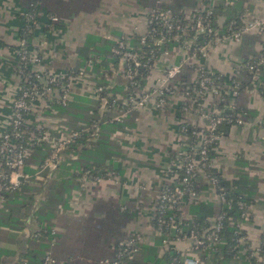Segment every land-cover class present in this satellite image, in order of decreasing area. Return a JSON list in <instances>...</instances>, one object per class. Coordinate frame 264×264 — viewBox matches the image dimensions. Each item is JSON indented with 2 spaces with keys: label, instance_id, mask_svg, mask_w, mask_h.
<instances>
[{
  "label": "crops",
  "instance_id": "1",
  "mask_svg": "<svg viewBox=\"0 0 264 264\" xmlns=\"http://www.w3.org/2000/svg\"><path fill=\"white\" fill-rule=\"evenodd\" d=\"M32 2L36 3L37 32L30 46L40 56L39 67L57 75L79 70L85 73L94 68L89 72L92 75H85L82 80L72 77L75 94L65 111L54 108L39 115L51 135L55 130L73 129L74 122L76 127L81 124L82 120L75 116L87 108L83 100H90V84H98L101 79L108 90L122 91L120 81L111 74L116 67L110 55L112 40L143 34L151 9L158 7L187 15L210 4L217 5L212 0H0V133L6 129L11 100L18 88L15 68L20 16ZM242 6L247 7L244 20L264 18V0H247ZM49 15L56 17L55 23L48 22ZM263 50L264 35L247 32L237 42H216L201 59L180 50L168 51L156 61L148 76L150 84H154L165 69L180 65L178 80L192 83L196 68L203 66L243 86L236 95L226 92V107L249 110L251 118L247 125L230 127L219 138L211 166L225 181L236 179L240 173L255 181L250 220L243 224L252 247L264 234V92L260 95L239 67L242 61ZM89 59L97 60L94 66L86 65ZM180 101L175 97L163 111L140 107L127 113L117 127L110 120L105 122L113 113L102 118L97 111L102 120L98 139L85 143L93 145L92 153L101 161L99 170L103 174L79 169L72 165L76 156L71 160L66 155L55 169L37 172L33 167L40 162L33 155L48 151L45 148L32 153L23 168L26 178H20L16 191L8 193L0 204V264H16L26 255L33 258L32 264L40 263L45 256L51 257L54 264H106L113 258L117 242L133 234L141 236L133 257L135 264H169L160 246L162 237L152 226L157 193L167 183L165 172L170 160L181 150L179 121L202 127V114L211 112L215 103L207 96L201 116H185L177 110ZM33 116H29V122ZM116 133L120 136L113 137ZM94 177L99 180L93 181ZM200 187V202L211 207L210 224L219 212L220 202L203 178ZM29 194L34 195L33 199ZM182 213L184 220L190 218L188 207ZM189 243L176 242L173 246L179 251L189 247ZM198 257L199 264L223 263L220 259L216 262L214 258ZM224 264L250 263L239 252Z\"/></svg>",
  "mask_w": 264,
  "mask_h": 264
},
{
  "label": "built area",
  "instance_id": "2",
  "mask_svg": "<svg viewBox=\"0 0 264 264\" xmlns=\"http://www.w3.org/2000/svg\"><path fill=\"white\" fill-rule=\"evenodd\" d=\"M212 1L213 3L218 2V0ZM224 1L226 4L231 2V0ZM213 7L210 4L202 10H194L187 15L155 7L148 12L147 27L143 34L119 36L112 40L110 55L116 67L112 69L111 74L120 81L122 91L127 92V94L126 97L118 94L112 95L107 93L108 86L101 87L97 84H90L88 98L99 102V115L103 118L105 113H113L114 116L108 121L117 123L127 113L143 106H151L156 110L163 111L172 99L179 97L181 100L179 113L181 115L195 116L199 114L201 116L202 103L207 96L214 99V104L226 101L223 97L226 96V92H222L213 85L209 79L211 76L209 70L203 66L195 70L193 81H196L195 88H190L191 83L178 80L180 65L165 69L154 84H150L148 81L154 64L162 54L168 51L180 50L186 55L201 59L210 46L223 39L237 42L241 35L247 32L264 35V18L246 21L243 14L240 17L239 26L236 27L234 22H230L229 34L223 37L218 36L216 31L211 30L209 26V17L212 15ZM23 20L25 30L31 31L36 27L34 11L24 13ZM47 20L53 24L56 22V17L49 15ZM204 34H212V40L195 47L194 50L198 52L199 57L189 54L187 50L194 45L195 37ZM104 38L111 39L109 36ZM169 41L179 43L158 53V50L165 47ZM143 47H147V50H144ZM16 56L15 71L19 81L17 93L11 100L10 117L6 129L0 133V204L4 202L5 192L15 190L19 185L18 180L26 178L23 174V168L32 153L46 148L48 154L33 169L37 172L53 170L64 155L71 160L75 159L74 154H66L69 146L81 140L94 141L98 139L100 122L92 121L87 125L81 124L79 128L73 130H66L65 128L55 130L56 133L51 135L46 124L39 119V115L43 112L52 111L55 106H66L71 101L75 94L71 80L74 77L80 80L84 79L83 70L57 75L42 69L39 67L40 56L33 48H27L26 43L21 39L17 44ZM254 59H257L256 63L253 62ZM96 62V59H89L86 61V65L91 67ZM256 65L264 66L263 56L258 55L246 59L240 63L239 67L246 74L253 88L256 86L261 73ZM140 69H143L145 73L142 74ZM228 93L236 95V92L229 91ZM233 108L227 107L229 110ZM31 115L33 116V123L32 121L29 122L28 119ZM223 120L219 111L213 107L211 112L202 114V122H204L202 127L191 125L193 128L199 129L196 132H191L193 140L188 146V151L180 150L170 160L165 172L167 183L158 190L152 226L162 237L160 246L163 252H175L169 264H199L198 256L222 258L221 248L225 244L221 235L224 229V214L218 212L210 224L207 221L205 228L184 230L182 211L188 205L201 201V178L214 191L215 180L204 172L207 166L206 152L212 143L215 144V147L213 146L211 150L215 151L220 137L213 134L214 127ZM182 123L185 121H179V124ZM231 123L232 127L244 126L248 124V119L244 115H239ZM184 131L183 126L179 125L178 132L182 139L181 142L185 140ZM114 136L119 137L120 134L116 133ZM92 180L98 181L99 178L94 177ZM219 191L221 193H214L222 204L225 201L222 191L220 189ZM236 206L241 211L238 220H229L227 223L235 243L233 248L243 245L244 251L241 252L248 263L264 264L262 259L264 234L260 237L257 246H250L243 232V224L250 220V205L244 206L237 203ZM182 241H189V247L177 251L174 248L175 243ZM140 242L141 236L139 234H133L117 242L114 247L113 258L106 264H132ZM54 262L51 257L45 256L42 264H54ZM18 264L26 263L21 261Z\"/></svg>",
  "mask_w": 264,
  "mask_h": 264
},
{
  "label": "trees",
  "instance_id": "3",
  "mask_svg": "<svg viewBox=\"0 0 264 264\" xmlns=\"http://www.w3.org/2000/svg\"><path fill=\"white\" fill-rule=\"evenodd\" d=\"M240 2V3H239ZM247 2V0H231L230 4H225L224 0H218L217 5L212 8V15L209 17L210 22V29L213 31H216L218 36H226L229 34L230 30L228 29L229 23L234 22L236 27L240 25V17L244 14V12L247 10L246 6H242V3ZM35 2H32L31 6L28 7V9L23 12H32L35 10ZM219 19L221 23H219ZM43 30H46V28ZM36 29H32L31 31L25 30V22L23 20V15L20 16V28L18 32V38L23 40L26 43L27 48H31L30 46V40L35 35ZM135 40V38H134ZM212 40V34H204V35H198L195 37L194 45L191 46L187 50L189 54H194L195 56L199 57V54L195 47L203 45L206 41ZM150 41L148 42L149 45ZM179 43V42H178ZM178 43L169 41L166 43L165 47H161L159 52H163L166 49H170L173 46L178 45ZM149 48V46H148ZM144 50H147V47H143ZM264 57V50L259 54ZM254 63L257 62V59L253 60ZM95 64H93L94 66ZM98 65V64H97ZM257 69L261 72V77H258L257 83H256V89L259 91L260 95L264 92V66H258L256 65ZM87 70V69H86ZM91 70V71H90ZM90 70L84 71V75H92V71L94 70L93 67H91ZM90 72V73H89ZM140 72L142 74L145 73L143 69H140ZM211 76L210 80L213 82V85L217 86L219 90L222 92H238L240 89H242L243 86L236 84L232 79L226 80L224 77L220 76L218 73L209 70ZM75 73V72H74ZM94 75V74H93ZM101 87H105L106 83L103 82V80L99 79L98 84ZM196 87V81L190 84V88ZM119 92V93H118ZM107 93H111L112 95L118 94L122 95V97H126L127 92L117 91L114 88L111 90H107ZM101 96V95H100ZM225 99V95L223 96ZM90 102V103H89ZM84 104H87V108H83V112L79 115L75 116L76 118H79L82 120L81 124L87 125L90 122L100 121L99 126L101 125V117H98V101H87L83 100ZM68 105V104H67ZM66 105V106H67ZM66 106H55V109L58 110V112L65 111ZM226 102H218L214 104V108L219 111L220 116L224 119L223 121L217 123L214 127V135H217L219 137H222L225 135L228 128L232 127V121L235 119L236 116L244 115L246 119L251 118V112L249 110H246L244 108H233L226 112ZM180 108V104L178 105L177 110ZM69 115V114H68ZM107 113H105V116ZM71 117V116H70ZM106 120L108 121V118L106 117ZM227 120H230V122H227ZM74 122L73 120H70V122ZM105 121V122H107ZM77 125L75 122L72 123L73 129H77L80 127V125ZM113 127H117L116 122H111ZM182 125L185 129L184 131V141L180 143L181 150H187L188 146H190L193 137H191V132L198 131L199 128L188 125L186 123L178 124ZM71 129V130H73ZM84 141V142H83ZM85 140L78 141L75 144H72L69 146V149L66 150L67 153H72L76 156V160L72 165H78V168L85 171L89 170L91 173H94L96 171H99L101 174L104 172L99 170L101 165V161L97 160L94 157L93 151V145L87 146ZM88 144V143H87ZM215 147V144H211L210 147H208L206 152V159H207V166L204 170V172L212 177L215 180V188L214 192L216 194L221 193L219 189L223 193L224 203L220 204L219 212L224 214V220H223V226L224 229L221 232V235L225 241V244L222 246V258L220 259L224 264L225 261H229L230 259L236 257L239 252L244 251L243 245H238L236 248H233L235 245L234 241L232 240V236L230 233V228L227 227V223L229 220L236 221L238 220L239 214L241 213L240 209L236 206L237 203H241L244 206H249L252 204L253 200L251 198L252 193L255 191V181L252 179H249L245 173H240L238 177L232 181H225L223 180L220 175L216 172L214 168L210 166V161L215 157V152L211 150L212 147ZM210 148V149H209ZM47 154V152H43L42 154L35 153L33 155L34 159H37L39 162H41L42 158ZM84 157L87 159H84ZM180 158V156H179ZM84 165V167H82ZM80 166V167H79ZM78 168H76L78 170ZM178 174H180V171H178ZM25 189H27V186H25ZM16 191V190H15ZM23 191V190H22ZM13 191H7L4 193V200L7 197V194ZM30 199H33L32 195H28ZM28 198V199H29ZM228 204V206H226ZM211 207L209 204H206L205 202H198L196 204H190L188 205V214L190 218L188 220L182 221V227L184 230H198L200 228H205L207 226L208 218L211 216ZM152 224H154V221H152ZM175 255V252L170 251L166 253V257L168 260V263L171 260V257ZM24 258V259H23ZM28 258V259H27ZM216 259V258H215ZM28 260V261H27ZM33 258L29 257V255L20 257L16 264L20 263L21 261H24L26 264H32ZM216 262H219V259L215 260ZM32 262V263H31ZM42 261H40L41 264ZM132 264H135L134 261H132Z\"/></svg>",
  "mask_w": 264,
  "mask_h": 264
},
{
  "label": "water",
  "instance_id": "4",
  "mask_svg": "<svg viewBox=\"0 0 264 264\" xmlns=\"http://www.w3.org/2000/svg\"><path fill=\"white\" fill-rule=\"evenodd\" d=\"M227 112V111H226Z\"/></svg>",
  "mask_w": 264,
  "mask_h": 264
}]
</instances>
